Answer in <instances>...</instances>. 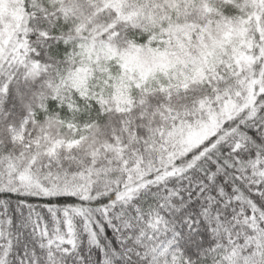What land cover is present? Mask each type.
Wrapping results in <instances>:
<instances>
[{
  "label": "snow or ice",
  "instance_id": "6c2138e0",
  "mask_svg": "<svg viewBox=\"0 0 264 264\" xmlns=\"http://www.w3.org/2000/svg\"><path fill=\"white\" fill-rule=\"evenodd\" d=\"M0 264H264V0H0Z\"/></svg>",
  "mask_w": 264,
  "mask_h": 264
}]
</instances>
